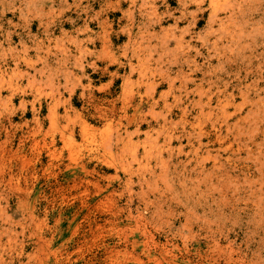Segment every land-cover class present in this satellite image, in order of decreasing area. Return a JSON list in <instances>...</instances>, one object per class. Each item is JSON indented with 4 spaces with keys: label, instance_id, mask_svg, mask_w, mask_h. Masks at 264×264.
Listing matches in <instances>:
<instances>
[{
    "label": "rangeland",
    "instance_id": "374dc122",
    "mask_svg": "<svg viewBox=\"0 0 264 264\" xmlns=\"http://www.w3.org/2000/svg\"><path fill=\"white\" fill-rule=\"evenodd\" d=\"M0 89V264H264V0H0Z\"/></svg>",
    "mask_w": 264,
    "mask_h": 264
},
{
    "label": "bare ground",
    "instance_id": "6f19581e",
    "mask_svg": "<svg viewBox=\"0 0 264 264\" xmlns=\"http://www.w3.org/2000/svg\"><path fill=\"white\" fill-rule=\"evenodd\" d=\"M175 38H176V37H175ZM180 38H181V37H180ZM180 38H178V39H180ZM175 41H176V40H175ZM178 42H180V40H179ZM181 42H183V41H181ZM179 45H181V44H179ZM167 77H168V76H167ZM168 78H169V77H168ZM152 86H153V85H152ZM171 89H172V88H171ZM0 90H1V89H0ZM165 94H166V93H165ZM165 94H164V95H165ZM165 96H166V95H165ZM201 96H202V95H201ZM207 97H208V96H207ZM173 100H174V98H173ZM0 101H2V100H0ZM210 101H211V100H210ZM6 102H7V101H6ZM6 102H4V100H3V103H4L3 106H5ZM8 102H9V100H8ZM199 103H200V102H199ZM207 103H208V102H207ZM203 104H204V103H203ZM226 104H227V103H226ZM164 105H165V104H164ZM164 105H163V106H164ZM201 105H202V104H201ZM204 105H205V104H204ZM0 106H1V105H0ZM205 106H208V105H205ZM1 108H2V107H1ZM3 108H4V107H3ZM3 110H4V109H3ZM202 111H203V110H202ZM203 116H204V115H203ZM200 117H201V116H200ZM164 120H165V119H164ZM198 121H199V119H198ZM169 131H170V130H169ZM200 131H201V130H200ZM200 131H199V132H200ZM168 133H169V132H168ZM166 135H167V134H166ZM167 136H168V135H167ZM167 138H168V137H167Z\"/></svg>",
    "mask_w": 264,
    "mask_h": 264
}]
</instances>
